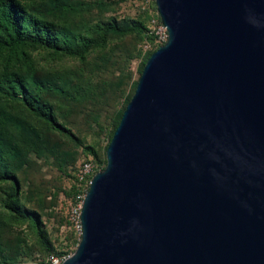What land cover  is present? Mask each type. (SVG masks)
Segmentation results:
<instances>
[{
	"label": "water",
	"instance_id": "obj_1",
	"mask_svg": "<svg viewBox=\"0 0 264 264\" xmlns=\"http://www.w3.org/2000/svg\"><path fill=\"white\" fill-rule=\"evenodd\" d=\"M145 60L60 264H264V0H154Z\"/></svg>",
	"mask_w": 264,
	"mask_h": 264
},
{
	"label": "rangeland",
	"instance_id": "obj_2",
	"mask_svg": "<svg viewBox=\"0 0 264 264\" xmlns=\"http://www.w3.org/2000/svg\"><path fill=\"white\" fill-rule=\"evenodd\" d=\"M17 1L28 16L51 24L59 43L82 36L97 43L82 58L26 44L9 61L28 98L37 97L31 102L48 104L70 135L0 92V264H44L51 253L64 257L73 252L77 242L69 244L74 234L68 211L78 191L74 177L85 159H92L95 172L105 166L115 122L133 93L146 54L159 44L143 28L130 27H147L138 0H58L62 9L51 0ZM1 60L2 55L0 76ZM12 205L21 213L13 212Z\"/></svg>",
	"mask_w": 264,
	"mask_h": 264
},
{
	"label": "trees",
	"instance_id": "obj_3",
	"mask_svg": "<svg viewBox=\"0 0 264 264\" xmlns=\"http://www.w3.org/2000/svg\"><path fill=\"white\" fill-rule=\"evenodd\" d=\"M51 2L54 8L62 9L63 5L60 1L51 0ZM130 27L143 28L145 31H148L147 27H144L140 23L132 24ZM110 28L119 30L115 25H112ZM120 30H122V28ZM149 35L152 36L151 34ZM26 44L41 45L55 53L82 58L86 49L97 45V43L89 37L84 36L73 38L71 42L63 40L59 43L56 31L51 24L45 23L35 16H28L24 10L20 8L17 0H0V56L2 55L4 57V60H1L2 75L0 76V92H4L9 98L21 100L31 114L45 121L50 127L56 128L70 135L68 130L54 119L51 107L48 104L45 102L33 104L31 102H36L37 97L29 99L21 76L16 71L9 70V61L22 54L23 46ZM151 52L152 51L146 54L145 59ZM119 118L116 120L113 128L116 127ZM9 177L10 179H14L12 175ZM74 179L76 181V176ZM11 210L15 213H21V209L15 205H12ZM29 213L30 212H26L25 209H22V214L27 216ZM30 215L32 214L30 213ZM33 218L36 229L40 234L42 230L39 228L40 221L38 216L33 214ZM43 238L45 239L44 242L50 245V242H48L45 236H43ZM76 242V238L72 237L69 244L73 245ZM49 255L57 256V254L54 253ZM44 264L49 263L45 261Z\"/></svg>",
	"mask_w": 264,
	"mask_h": 264
},
{
	"label": "built area",
	"instance_id": "obj_4",
	"mask_svg": "<svg viewBox=\"0 0 264 264\" xmlns=\"http://www.w3.org/2000/svg\"><path fill=\"white\" fill-rule=\"evenodd\" d=\"M138 8L141 12H144L147 15L148 33L153 36L154 40L159 45L164 43L167 39V31L163 23L159 19L154 5V0H138ZM94 173L95 168L91 159L88 158L80 163L79 169L77 170V173L75 175L76 182L78 184V191L74 198V201L69 206L68 223L70 230L73 232L76 240L79 239L81 234L79 211L81 208L82 198ZM64 258L65 256L60 258L55 255H49L47 256L46 261L49 264H60Z\"/></svg>",
	"mask_w": 264,
	"mask_h": 264
}]
</instances>
